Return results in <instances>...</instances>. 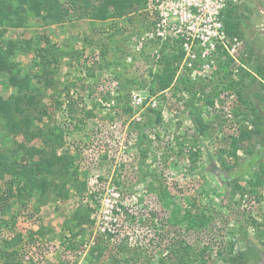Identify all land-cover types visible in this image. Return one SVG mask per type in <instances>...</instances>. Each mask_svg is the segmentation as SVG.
Returning a JSON list of instances; mask_svg holds the SVG:
<instances>
[{"label": "rangeland", "instance_id": "obj_1", "mask_svg": "<svg viewBox=\"0 0 264 264\" xmlns=\"http://www.w3.org/2000/svg\"><path fill=\"white\" fill-rule=\"evenodd\" d=\"M199 2L202 6L208 3V8L203 10L205 15L202 14L205 20L209 17L207 12L220 8L224 27V15L230 8L235 10L243 36H228V40L232 45L239 42V55H234L239 63L235 64L244 71L240 73L236 66L227 69L222 65L226 52L207 57L205 62L195 61L193 71L203 72L196 79L186 74L189 67L185 66L175 79V88L169 89L167 96L158 97L159 104L167 109L166 117L160 113V124L156 123V116L147 113L148 109L142 111L132 104L134 93L151 97L150 72L159 67V46L155 52L148 42L141 51H131L132 41L144 33L131 34L132 24L127 19L119 20L114 32H120L114 33L110 27L112 20L99 22L78 17L76 13L66 26L46 30L51 44L56 45L52 51L62 56L57 74L50 77V87L45 86L43 76L41 83L34 77L42 71L33 67L32 54L16 58L41 91L36 95V105L25 106V113L33 119L36 129L43 130L42 135L27 146L43 148L49 157L67 151L74 158L67 173L50 178L53 185L46 195L31 196L27 208H21L16 220L14 233L21 229L24 238L13 249L34 264H86L84 244L94 243L98 229L95 225H79L74 216L82 219L89 213L92 221L95 218L98 221L107 210L106 206L104 213L100 210V201L104 199L110 200V204L117 201L122 215L115 224V236L100 237L105 248L101 255L103 263L117 255L120 246L128 245L137 253L142 252V261L148 264H179L180 256L185 264H226L225 258L239 253L246 256L244 264H264V184L254 186L259 178L264 182V0ZM148 18L152 22L153 17ZM170 22L180 24L176 20ZM29 25L28 29L10 30L8 38L36 41L44 35L45 30L37 21H30ZM124 27L128 30L123 31ZM201 50L202 53L204 49ZM115 59L120 64L113 65ZM100 60L103 70L97 71L96 78H87L82 66L87 61L97 64ZM224 70H233L234 82L244 77L242 86L246 87L245 96L253 110L247 121L241 117L240 121L235 120L232 115L236 96L233 91L223 89ZM185 76L195 82L194 92L201 86L208 93L213 88L221 91L212 98L214 106L205 97L199 98V91L193 98L192 93L177 84ZM15 91L8 85V76L0 75V96L7 98ZM127 94L130 97L125 99ZM53 95L62 107L50 106ZM129 106L132 113L126 112ZM195 107L202 108L205 122L214 123V131L205 134L200 131L192 114ZM84 110H92L95 115L85 118V124L80 125L78 119L83 117ZM46 111L48 116L43 114ZM219 120L223 125L217 126ZM135 124H139L146 136L143 144L137 143L139 131L133 130ZM240 127L252 130L253 135L237 152V158L230 157L231 149L225 138L237 135ZM50 128L55 133H59L58 128L63 129L64 139L60 141L46 134ZM14 140L24 142L22 136L9 138L0 122V148L15 147ZM221 149L226 152L221 153ZM194 152L198 153L196 158L192 156ZM223 160L231 166L230 170L222 166ZM75 167L79 181L87 183L82 193L76 191L69 179ZM55 184L64 188L61 191L67 192L66 198L58 193ZM164 190L170 193L167 199L161 198ZM12 212L0 214V226L3 221L12 220ZM23 213L38 225L27 223L21 218ZM102 222L105 220L100 219L98 225ZM68 228H73L75 235H66ZM2 230L4 235L10 233L7 228ZM31 236H34L32 242ZM69 236L73 241H69ZM121 256L132 258L133 254ZM26 257L21 259L26 260L23 264H28Z\"/></svg>", "mask_w": 264, "mask_h": 264}, {"label": "trees", "instance_id": "obj_2", "mask_svg": "<svg viewBox=\"0 0 264 264\" xmlns=\"http://www.w3.org/2000/svg\"><path fill=\"white\" fill-rule=\"evenodd\" d=\"M147 8L146 0H0V75L8 76V85L11 88H15V93H12L7 98L0 96V122L3 124V129L7 136L10 138H16L22 136L24 142H17L15 147L0 148V214L12 212V220L3 221L2 226H0V264H23L21 259L25 258L26 255H22V252L15 251L13 249L17 244L23 243L24 238L21 232L14 233V227L16 225V220L20 215V210L22 208H27V204L30 202L32 195L39 194L40 196L46 195L49 191L51 185V177L59 176L61 173H67L70 165L73 166L74 158L71 156L70 152H63L61 155L55 157H49L43 148H36L33 146H27L30 142L42 135V129H36L34 126V121L25 112V106H35L36 105V95L41 91L39 90L37 84H33V76L24 73V69L21 67L20 63L16 58L20 55L32 54L33 55V67H40L41 72L34 75L38 79V83H41V76L46 80L45 86L50 87L52 85L53 77L57 74L56 71L60 68L61 55L56 54V45L51 44L50 35L47 34L46 30H51L54 26L63 27L73 19V16L77 13L78 17H85L94 21L106 22L112 20L111 30L114 32L115 26L118 24L119 20L127 19L128 22L132 24L130 28V33L134 35H141L153 27L154 22H149V13H145ZM141 20V23H138ZM30 21H37L41 28L45 30L44 35L34 40V38H25L20 41H15L14 39L8 38V33L10 30L15 29H28L30 27ZM138 24V26H137ZM224 24L226 28V34L229 37L238 36L242 38V30L240 24L235 18V10L230 8L224 15ZM141 27H140V26ZM128 28L124 27L123 31H127ZM120 31H115L114 33H119ZM112 35V34H111ZM44 44V45H43ZM159 46L158 50L156 47ZM181 42L175 40L173 44L169 42L154 41L151 42V47L155 48L160 54V59L158 60V69L150 72L151 87L149 89V95L155 96L158 93H163L168 89L175 88V79L177 78L179 72L181 71V66L184 58L182 49L180 48ZM221 47H218L220 51ZM128 56V52H126ZM225 60L222 63L227 69L232 67L238 68L240 73L242 67L237 66L236 61L229 55L224 54ZM92 59V58H91ZM98 58L92 59L97 60ZM100 59H103L101 54ZM242 59V58H241ZM113 65L120 64L119 59L113 61ZM88 61L84 66H82L83 72L87 78H96L97 71L103 70L102 61L98 63H91L88 65ZM235 64V65H234ZM181 73V72H180ZM190 74V70L186 74ZM234 74L232 71H223V76L225 82L224 90L233 91L236 96L235 103H233L232 115L235 120H239V117L243 121H247L250 114L253 112L251 110L249 102L247 101V96H245V86L243 85L244 77L239 82H234L231 76ZM240 75V74H239ZM186 77V76H185ZM180 77L177 84H181L185 87L187 91L192 93V97H197V92L199 91V98L205 97L208 104L214 106V96L218 97L221 91L219 89L213 88L210 93L207 92L206 87L194 90L196 85L195 82L187 80V77ZM227 84V85H226ZM245 87V88H244ZM207 95V96H205ZM103 97L104 95L101 94ZM129 94L126 95L125 99H128ZM226 103V102H224ZM51 107L60 108L62 103L55 97L52 96ZM192 114L196 125L199 127L200 131L205 133H210L214 131L215 125L211 122H205L203 119L202 108H193ZM83 111V110H81ZM132 108L129 106L126 112L132 113ZM77 112V110H74ZM147 113L156 116V123H161V112L159 110L148 109ZM45 116L49 115L46 111L43 113ZM94 112L92 110H84L83 117L78 119L80 125L85 124V118L94 117ZM232 117V118H233ZM219 118V117H218ZM77 119V118H75ZM219 120L216 124L217 126L223 125ZM240 121V120H239ZM234 124V120L232 121ZM236 123V122H235ZM136 131H139L137 135V143L143 144L146 136L142 133V128L139 124L133 125ZM59 133H55L54 129H48L46 134H51L54 138L64 139L65 131L58 128ZM253 131L240 127L237 135H229L225 138L230 147L229 156L237 158V152L245 146L248 140H251ZM139 146V145H138ZM146 156V152H142ZM221 153L226 152L221 149ZM194 158L198 156V153L194 152L192 155ZM222 166L226 170H230L231 166L223 160ZM65 169V170H61ZM75 173L70 175L69 179L72 185L75 187L76 191L80 193L84 192L87 188L86 182L79 181L78 169L74 168ZM262 177V176H261ZM264 182L259 178L255 181L254 186H261ZM1 185H3L1 187ZM58 193L66 198L67 192L61 191L64 188L59 187L57 184L54 185ZM65 187V185H64ZM170 196L169 191L164 190L161 192V198L167 199ZM17 208V210H15ZM82 209L81 207L77 208ZM84 210V209H83ZM81 211V210H79ZM87 212V210H86ZM84 215V214H79ZM29 216V215H28ZM77 219V223L81 226L94 227L95 222L91 220L89 213H86L82 219L74 216V220ZM69 226L68 224L66 225ZM2 227V228H1ZM4 228L9 229L10 233L4 235ZM70 230L66 235H75L72 233L73 228H68ZM41 236V232H38ZM12 236V237H11ZM77 237V235H76ZM101 236L97 235L95 237L93 245H91L87 260L88 264H148L146 260L142 261V252L137 253L135 249L130 248L128 245H122L117 249V255H113L108 262L101 261V255L105 248H103V240ZM69 241H73L69 236ZM34 236H31L29 240L33 241ZM12 250V251H11ZM133 254V257H122V254ZM178 255L176 250L174 253ZM245 254L239 253L235 255H229L225 258L226 264H244ZM183 258L180 256L179 264H185ZM27 263L34 264L30 259Z\"/></svg>", "mask_w": 264, "mask_h": 264}, {"label": "built area", "instance_id": "obj_3", "mask_svg": "<svg viewBox=\"0 0 264 264\" xmlns=\"http://www.w3.org/2000/svg\"><path fill=\"white\" fill-rule=\"evenodd\" d=\"M199 1L201 0H146L147 8L144 11L145 13H149L150 17H153L152 22H154V25L150 30L145 32L142 37L132 41L133 49L131 51H141L142 48H145L148 42L161 41L173 44L175 40H179L184 54L180 72H182L185 66H188L190 75H192L194 79L197 78V75L202 76L203 73L193 71L192 67L194 62L200 60L205 62L208 60L207 57H215V54L217 53L223 54L226 52L236 61V63H239V60L234 56L239 55L237 49L239 42L232 45V41L228 40L225 27L220 20V8H214L213 10H210V12H207L209 17L205 20L202 14L205 15L203 10L208 8V3L206 6H202ZM212 4H215V2H212ZM171 20L179 21L180 24H173V22H170ZM213 27H215V29H211ZM227 43L229 45H227ZM201 47L204 49L202 53ZM218 47H221L220 51H218ZM168 90L163 93H158L155 96H151L150 98H143L140 94L134 93L132 95V104L134 107H140L142 111L146 109L159 110L164 118L166 117V105L159 104L158 97L162 94L167 96ZM138 113L136 117L139 120V116L142 112L140 114ZM94 179L93 185H96L97 178ZM100 205L101 212L104 213L103 206H106L107 210L104 215L102 214V216L99 217L98 221L97 218H95V228L98 229L96 236L99 235L105 239H108L109 237L113 238L116 233L115 224L118 223V218L122 215V207L117 204V201L110 204V200L106 201L105 199L100 201ZM97 211L99 210L96 209V212ZM21 218H24L27 223L31 221L32 224H35L36 226L38 225V223L35 222V219L26 218L24 213ZM100 219L105 220V222H102L101 226L98 225L100 224ZM17 231L22 233L21 229H18ZM92 244H84L86 251L83 257L84 263L86 264H88L86 257ZM26 259L27 261L30 260L29 257H26Z\"/></svg>", "mask_w": 264, "mask_h": 264}, {"label": "crops", "instance_id": "obj_4", "mask_svg": "<svg viewBox=\"0 0 264 264\" xmlns=\"http://www.w3.org/2000/svg\"><path fill=\"white\" fill-rule=\"evenodd\" d=\"M16 30V29H15Z\"/></svg>", "mask_w": 264, "mask_h": 264}]
</instances>
